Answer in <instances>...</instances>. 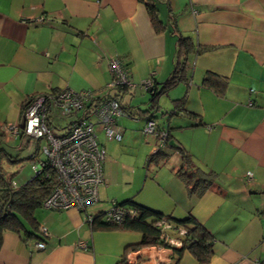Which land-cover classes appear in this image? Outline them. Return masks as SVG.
<instances>
[{
  "label": "crops",
  "instance_id": "1",
  "mask_svg": "<svg viewBox=\"0 0 264 264\" xmlns=\"http://www.w3.org/2000/svg\"><path fill=\"white\" fill-rule=\"evenodd\" d=\"M170 6L178 29L208 51L189 58L188 83L162 97L153 116L200 169L218 174L216 185L200 198L190 196L177 176L179 147L168 145L148 164L160 138L144 133L147 118L124 115L115 128L122 140L100 142L106 150L100 202L86 212L38 209V235L6 232L0 264H172L167 249L138 250V233L94 230L86 220L111 201L129 200L175 220L194 216L215 236L206 264H264V0H170ZM159 11L158 29L145 0H0V127L19 124L22 104L34 94H108L115 59L134 84L152 76L165 83L175 69L176 36L168 7ZM208 72L228 79L223 96L202 85ZM185 95L186 111L204 126L188 128L181 111L169 115ZM121 99L145 110L150 94L138 88ZM162 226L171 241L181 232L167 220ZM179 264L202 263L185 252Z\"/></svg>",
  "mask_w": 264,
  "mask_h": 264
},
{
  "label": "trees",
  "instance_id": "2",
  "mask_svg": "<svg viewBox=\"0 0 264 264\" xmlns=\"http://www.w3.org/2000/svg\"><path fill=\"white\" fill-rule=\"evenodd\" d=\"M145 3L152 17V21L158 29L159 26H161L159 20V5L164 4L169 9L170 22L172 23V29L176 36L174 72L171 77L161 85H158L155 79L152 80L151 86L145 90L150 94L148 108L145 110L138 106L133 107L130 106V104H122L121 97L129 92L127 88H119L113 97L121 103L124 115H128L131 118H136L137 116L145 117L148 122L156 119L153 114L161 108L160 99L162 97L168 95L169 92L180 83H188L190 79L187 74L189 58L193 55L205 53L208 51V48L197 46L193 38L184 35L178 29L177 16L171 11L170 0H145ZM120 65L123 73L129 77L121 60ZM202 85L212 89L218 96H223L228 85V79L218 74L208 72L203 79ZM60 91L62 90L55 89L46 94L59 93ZM92 94L96 95L94 98L95 100L101 97L97 92H93ZM41 95L42 94H34L23 102L20 123L22 122L23 113L28 105ZM108 97H111V94H109ZM186 97L185 95L180 99L174 100V109L172 112H169V115L171 116L181 111L182 116L190 121L188 128L204 126L205 124L196 114L186 111ZM91 103L92 100L86 104L85 109L92 106ZM75 118L70 119L69 122L72 121L71 123H77ZM78 118L81 117L78 116ZM157 133L159 138L161 137V133L165 134L166 142L164 143V147L161 148L159 146L157 152L149 156L147 160L148 164L152 161L156 162L159 159L160 154L168 147L172 138L170 129H162L158 124ZM19 138L25 139L24 137ZM16 140L7 141L6 133L0 127V249L6 232L17 233L25 239L38 235L39 225L36 218V211L43 208L44 201L58 184L55 169L47 159L45 161H40L43 164V169L38 175L34 173L35 175L30 181L21 185L15 181V174H10L6 171L4 161L9 159L11 163H14L7 150V146L10 145L12 141ZM39 142L40 141H36V144L38 145ZM177 151L181 159V168L177 172L178 178L185 185L190 196L202 197L210 188L216 185L218 174L213 171L200 169L195 164L193 156L185 148L179 147ZM37 153L38 149L31 156L30 160L35 162ZM116 203L118 206L127 210L135 209L137 211L136 216H128L121 223L111 224L104 222L102 220V214H100L96 216L92 222L91 226L94 230L106 229L138 233L141 236L138 250L145 247L167 249L172 252L174 260L172 264H179L185 252H189L198 263L206 264L212 259L214 255L215 236L194 216L190 215L185 219L175 220L169 216L166 217L146 207L137 205L131 200L123 203L116 201ZM163 220L173 222L180 229L181 232L175 235V244L170 243L165 237L163 238L160 226H158ZM119 264L129 263L124 259Z\"/></svg>",
  "mask_w": 264,
  "mask_h": 264
},
{
  "label": "built area",
  "instance_id": "3",
  "mask_svg": "<svg viewBox=\"0 0 264 264\" xmlns=\"http://www.w3.org/2000/svg\"><path fill=\"white\" fill-rule=\"evenodd\" d=\"M110 67L113 78L108 87L109 93L100 95L101 99L95 100L96 95L91 91L76 92L71 89H64L54 94H43L28 105L20 124L1 127L6 133L7 141L24 137L44 142L39 151L55 169L58 184L44 201L43 208L53 211L77 209L86 212L100 202V188L106 182L103 169L106 150L100 145L99 132H104L108 140L121 141L123 137L115 128L117 119L124 116V112L121 103L113 96L119 88H127L129 91L138 88L147 90L153 80L152 76L141 85L134 84L123 73L118 59L113 60ZM109 94L111 97H108ZM91 100L92 106L85 109L86 104ZM71 117L75 118L77 123L69 122ZM62 118L68 119L67 126L61 127L59 124L55 126V121ZM144 133L157 136V122L148 121ZM160 136L162 148L166 142L165 134L161 133ZM157 150L158 148L152 154ZM32 169L38 175L43 169V164L38 161L32 165ZM252 176L249 174L248 178ZM136 214L135 209L127 210L118 206L116 201H111L109 208L102 214V220L118 224L126 217H133ZM86 220L92 223L94 217L87 215ZM163 222L164 220L158 224L163 238L175 244L176 240L171 241L163 232ZM40 234L43 238L48 236L45 229H41ZM78 247L88 250V244L83 241L78 243ZM37 248L44 250L46 245L44 242H39Z\"/></svg>",
  "mask_w": 264,
  "mask_h": 264
},
{
  "label": "rangeland",
  "instance_id": "4",
  "mask_svg": "<svg viewBox=\"0 0 264 264\" xmlns=\"http://www.w3.org/2000/svg\"><path fill=\"white\" fill-rule=\"evenodd\" d=\"M57 122L55 121L54 123L55 126L59 124L61 127H66L68 123V119L62 118L59 119ZM131 122H132L131 125L138 127L137 120H133ZM16 124L17 122H15L13 125ZM104 136H105L104 132H101V134H99L98 137L99 142L101 143L104 142ZM132 137L133 136L130 137L129 141L132 140ZM124 141H126V138ZM43 145H44L43 141L42 142L40 141L39 144L37 145L35 140H29L27 138L25 139L19 138L16 141H12L11 144L7 146V150L10 154V157H12L14 163H11L9 159L5 160L4 167L6 171L9 172L10 174H15L14 179L19 185L26 183L27 181H30L34 177L35 174L32 169V165L35 162L46 160V157L41 153V151H39L40 147H42ZM37 149H38V153L36 155V161L33 162L32 160H30V158ZM135 152L136 151H132L133 154Z\"/></svg>",
  "mask_w": 264,
  "mask_h": 264
},
{
  "label": "water",
  "instance_id": "5",
  "mask_svg": "<svg viewBox=\"0 0 264 264\" xmlns=\"http://www.w3.org/2000/svg\"><path fill=\"white\" fill-rule=\"evenodd\" d=\"M168 145L173 147V148H178L179 147V145L174 140L170 141Z\"/></svg>",
  "mask_w": 264,
  "mask_h": 264
}]
</instances>
